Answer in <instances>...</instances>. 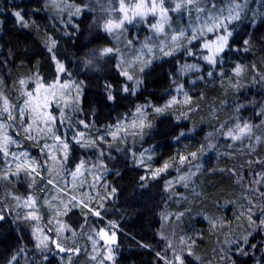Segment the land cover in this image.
<instances>
[{
    "label": "trees",
    "instance_id": "16d2710c",
    "mask_svg": "<svg viewBox=\"0 0 264 264\" xmlns=\"http://www.w3.org/2000/svg\"><path fill=\"white\" fill-rule=\"evenodd\" d=\"M82 1L66 0L70 6ZM215 2L220 6L227 0ZM17 11L28 26L18 23ZM80 14L58 13L50 0H0V87L4 96L12 99L19 94L20 100V94L33 90L37 82L53 85L67 73L83 89L78 114L71 115L70 106L61 119L69 124L59 125L66 127L69 145L63 166L52 175L46 176L38 168L31 176L18 173L0 180V214L5 215L0 221V264H7L22 246H33V221L23 219L27 217L23 207L28 198L40 204L42 192L69 180L78 165H82L80 171L95 165L88 188L94 189L96 199L87 205L76 196H66L58 218L63 234L57 236V242L73 251L54 249L48 261L40 251L43 264H94L90 256L94 247L88 235L99 238L95 248L101 264H166L157 255L163 248L158 233L164 209L182 213L179 236L191 246L181 256L184 264H264V225L260 224L264 220V177L259 175L264 173V164L257 163L264 161V0H247L242 19L229 25L233 33L230 50L221 53L215 65L203 59L207 51L199 38L186 47L193 55L182 48L175 56L152 62L138 78V87L133 89L129 84V92L123 91L127 84L118 71L105 64L93 71L83 64L88 54L100 53L111 42L97 33L89 13ZM57 61L65 72L58 73ZM188 62L200 70L181 76L178 101L169 107L165 99L180 83L171 82V75ZM237 65L241 66L239 73ZM137 106H146L141 143L152 152L150 169L123 152L113 163L99 161L95 152V157L89 158L93 148L73 139L87 132L89 125L99 130ZM156 108L164 111L156 112ZM245 122L252 126L248 135L240 140L226 135L236 124ZM23 127L11 129L13 139L19 133L18 142L41 163L43 142L36 134L24 133ZM214 135V145L207 147ZM192 153L196 154L194 159ZM182 156L187 158L186 164L195 162L198 168L193 180L181 188L177 203L167 187L171 175L167 171V178L165 172L149 173L165 163H178ZM4 161L0 154V164ZM110 254L111 260L107 258Z\"/></svg>",
    "mask_w": 264,
    "mask_h": 264
},
{
    "label": "rangeland",
    "instance_id": "374dc122",
    "mask_svg": "<svg viewBox=\"0 0 264 264\" xmlns=\"http://www.w3.org/2000/svg\"><path fill=\"white\" fill-rule=\"evenodd\" d=\"M50 2L53 9L58 11V13L60 10H64L68 15L81 17L80 13L85 11L91 15L90 18L93 23L96 24L95 29L97 30V33L105 35L111 42L110 45L106 46L105 48H113L114 52L108 55H101L102 50L100 53L91 52L86 56L83 64L91 66L93 71L96 70L95 68L97 65L105 64V66L107 65L108 67L118 71L122 76H124L122 72L127 71L128 75L133 76V79L128 80L127 77L124 76L127 84L126 86L129 88L131 85V88L133 89H135L137 86L136 81L139 80L138 78H141L143 71H145L152 64V62L177 55L179 52H181L182 48H186L193 41L199 38H203L199 39V43L202 48L205 43L211 46V50L205 49L207 51L205 56L210 55L211 51L214 50L215 47L214 41L216 35L219 34L218 32H208L207 28L212 27L211 22L205 24L204 21L206 18L204 15L199 14L200 18L198 19V14L194 11L191 15H189L187 11H170L168 14L169 22L165 25V31L162 34H154L153 30L149 27V25L155 24L159 20V17H153L151 15L146 18L147 22L136 20L131 24L125 23L123 29H117L110 33L105 31L104 24L110 19L118 21L122 17V13L118 11L120 7L119 0H83L82 4L77 6L68 5L66 0H50ZM125 2L127 3V0H125ZM236 2L244 3V0ZM226 5L227 3H224L220 5V7H224ZM165 6L171 8L174 7V4L171 2V0H168ZM77 8L81 9L79 13L76 11ZM225 15H227V13H225ZM180 30L185 32V37L181 38V40L177 42V44L180 46V50L175 52V54L172 56L162 55V53L159 51L158 45L163 43L165 46V51L170 50L173 43L171 41V37L172 35L177 34ZM193 30H197L195 32L197 39L195 40L191 39ZM129 40L132 41L131 45L128 44ZM189 41H191V43H189ZM145 43L153 46V51L151 53H148L147 51L142 52V46ZM137 57H140V59L138 60ZM149 60H151V63L144 67V70L141 71V67ZM186 65H195V68H186L184 67ZM199 70L200 67L192 62H188L182 67L180 64L175 75H171L170 81L173 82L175 80L177 83H179L178 81L181 80V76L192 74L198 72ZM67 74L69 76L67 75V77L65 76L60 80L57 79V81L54 82L50 88L49 85H44V89H47V91L41 89V96H47L48 100L51 101L49 107L45 111L49 112L51 116L59 119V122L56 120L55 122L50 121L47 126L40 124L39 128L42 130H37V127L34 125L30 134V136H34V134H36L43 142L42 150L44 151L45 156L41 157V163H37L35 158L30 155L29 150L22 147L19 141V147L17 145H10L9 151L16 153L17 156H19L21 152H24L27 155L24 157L23 161L14 160L11 156L6 158L4 157L5 161L2 163V165L0 164V180H5L4 177L6 174L8 177H10V175L13 173H29V176H31L30 168H35L36 172L39 170L38 168H42L46 176L47 174L52 175L59 167L63 166L64 161L62 162V160L65 156V150L63 149V145L57 141L56 137H60L61 140H65L66 134H64V132H67V129L66 127L60 128V126L61 124L68 125L69 122L64 120L61 122V119L63 118L62 115L66 110H68V108L71 107L73 108L70 112L71 115L78 114L77 112L79 111V102L83 92L82 85L75 82V77L69 73ZM179 85H181V81L178 86ZM35 88L36 85L34 86V89ZM169 94L170 95L165 100L170 107L173 103L178 101L177 88L174 87L173 91ZM18 95L19 94H14L12 99L7 98L4 96L0 87V111H2L4 107V99L6 98L9 102L12 115L18 116V112L15 110L14 106H22L23 100L26 98L25 95L21 93L20 95H23V97L20 100H17ZM173 98H175L174 102L169 103L170 101H173ZM137 107L133 108V110H131L128 114L117 118L108 126H103L99 130H94L91 129V126L89 125V130H87V132L84 131L83 136H75L76 140H79V143L83 147L93 148L91 149L92 153L90 152V154H88L89 158L95 157V152L99 161H109V163H113L115 158H117V155L123 152L128 156L131 155L135 162L137 161V163L142 164L146 169H150L152 165V152L144 148L143 144L141 143L144 135L143 131L146 127V115L144 109H142V115L137 114ZM4 115L6 116L7 114L5 113ZM31 120L32 118L26 113L23 126L26 127L28 123H31ZM141 122H143L145 125L142 131L140 130ZM0 123H6L8 125L7 131L11 136V129H17L21 126V120L19 118L16 119L15 124H13L12 121H4L3 118L0 117ZM117 125L120 126L119 134L114 138L112 133L118 131ZM71 129L73 131V128ZM100 137H103V139H100ZM214 138L215 135L207 143V147L214 145ZM93 141L95 142L94 145ZM18 163H24V170H20L17 173ZM169 165L170 167L164 171L166 174L164 178L169 176L166 173L167 171L171 175L167 180V187L170 189V197L174 198V200H176L178 203L181 200V188H185L189 181L193 180V174L197 170L198 165L195 162L189 164L184 162L181 164L180 161L178 163ZM94 166L95 165L88 166L87 168L82 169L85 172L79 171L75 176L72 175L69 180H61L60 182L62 183L48 187L46 190L47 192H42L43 196L40 204L33 199L34 204H32L31 207L26 205L23 207L27 216L29 213H32V215L38 217V219L31 220L33 221V236H31L34 241L31 242L33 246H22L20 249H23V252H20L19 249L16 255H14L16 256L17 260L13 261L11 258L7 264H43V255L40 254V251H43V254L46 255L44 260L48 261L55 253V250L60 251V248H64L57 242V236L63 234V230L60 228L58 219L62 213V205L67 201L66 196H76L80 203H86L87 205L92 199H96L93 194L94 189L88 188L90 185L88 180L92 181L96 173L94 172ZM159 169H152V172L150 170L149 175L155 176L156 171ZM181 177L190 178L181 180ZM42 184L43 187L46 186L45 183ZM96 212L98 211H93L94 214ZM160 216L161 229L159 230L158 235L163 240V248L162 251L158 252L160 254L159 257H163L167 264H179V261L175 259L176 255L182 256L184 252L190 251L191 248L190 245L184 243V238L179 236L178 228L180 227L183 220L182 213L175 210L164 209L162 210ZM42 218H45L44 221L45 223L47 222V225L42 221ZM48 225L51 227V229ZM77 236L79 237V234L76 235V237ZM37 237H39V239H37ZM45 237H48L46 241L47 247H37L39 240H43ZM98 239V237L93 238L91 235L87 236L90 246L92 248L94 247V250L90 255L94 264H101L102 261V257L99 255V250L95 248L98 244ZM71 241L78 243L73 239H71ZM57 244L60 245V248L56 246ZM46 250L49 251V255L46 253Z\"/></svg>",
    "mask_w": 264,
    "mask_h": 264
},
{
    "label": "snow or ice",
    "instance_id": "6c2138e0",
    "mask_svg": "<svg viewBox=\"0 0 264 264\" xmlns=\"http://www.w3.org/2000/svg\"><path fill=\"white\" fill-rule=\"evenodd\" d=\"M168 2V0H127V3L125 0H119L120 7L118 11L122 13V17L118 21L114 20H108L104 24V29L107 32H114L117 29H123V26L125 23H133V21L139 20L142 22H147L146 18L151 15L153 17H159V20L155 24L149 25V27L153 30L154 34H162L165 31V25L168 24L169 22V12H181V11H187L189 15L192 14V12H196L197 18H200L199 14H203L205 19V24L208 22H211L212 27H208L207 31L208 32H218L220 34L216 35L215 41H214V50L211 51V54L208 56H204L203 59L206 60L209 64L215 65L217 62V58L220 57L221 53H224L226 49L230 50V45H229V39L232 37L233 33L232 31H229V25L233 21H239L242 19L241 13L246 6L247 0H244V3H237L236 0H227V5L224 7H220L216 4L215 0H171V2L174 4V7H166L165 4ZM203 5V6H202ZM77 13L81 11V9L77 8ZM227 13V15H225ZM15 17L17 18L18 23L28 26L27 22L25 21L24 17L21 15L19 11L14 13ZM197 30H193V35H192V40L197 39V35L195 34ZM202 34V33H201ZM185 37V32L183 30L178 31L177 34L172 35L171 41L172 47L170 50L165 51V46L163 43H160L158 45L159 51L162 53L164 56H172L175 54V52L180 50V46L177 44L178 41L181 40V38ZM53 42V46H54ZM191 43V41H189ZM249 43L248 40L244 41V44L247 45ZM128 44L131 45L132 41L129 40ZM204 49H210L211 46L207 43L203 45ZM187 55H193V53L188 50L187 48L184 49ZM247 50V49H245ZM147 51L148 53H151L153 51V46H151L148 43H145L142 46V52ZM49 52H52V48H49ZM114 49L113 48H104L101 52V55H108L110 53H113ZM55 59V57H53ZM139 60L140 57H137ZM57 63V71L58 73H63L65 72L64 65L61 64L59 61ZM151 63V60L147 61L144 63V65L141 67V71L144 70V67H146L148 64ZM119 66V65H118ZM186 68H195V65H186L184 66ZM235 71L239 73L241 71V66L237 65ZM122 74L127 77L128 80H132L133 76L128 75L127 71H123ZM209 76L212 75L211 72L208 73ZM21 84H24V81H20ZM137 87L140 84V81H136ZM52 87L49 85V88ZM109 88L111 87L110 85L108 86ZM183 88V85H179L177 87V91L179 92ZM41 89H44V85L40 82H37L36 88L31 90V91H26L24 93L25 99L23 100V105H16L14 106L15 110L18 112V116H13L12 111L10 110L9 107V102L5 98L4 99V107L2 111H0V117L3 118L4 121H12L13 124H15L16 119L21 120V126L23 127L24 123V117L25 114L27 113L28 116L32 118L31 123H28L26 127H23V132L26 134H31L34 125L37 127V130H42L39 128L40 124H44L47 126V124L51 122H55L57 119L56 117L51 116V114L47 111H45L51 101L48 100L47 96H41ZM44 91H47V89H44ZM123 91L129 92V88L125 86L123 88ZM134 94V90H133ZM110 100L113 99L111 95L108 97ZM175 98H173V101H170L169 103L174 102ZM143 107L146 106H138L136 109L137 114L142 115V109ZM167 107V106H166ZM156 112H162L164 111L163 108H156ZM7 114L6 116L4 114ZM64 119H67V117H64ZM63 122V120L61 121ZM79 123L83 124V121H79ZM145 125L143 122H141L140 125V130H143V127ZM148 127H151V125H147ZM85 127H88V125H85ZM8 125L6 123H0V154L3 155V157H8L11 156L14 160L17 161H23L24 157H26V153L21 152L19 156H17L16 153L10 152L9 151V146L10 145H17L18 144V139H19V133H17V138L13 139V136L8 134L7 131ZM119 128L120 126L117 125V132L112 133L113 137L115 138L116 135L119 134ZM252 126L245 122L243 125L241 124H236L235 129H229L226 135L230 137L233 140H240L242 137L245 135H248L251 132ZM235 133V134H234ZM135 134V133H133ZM80 136H83V133L79 134ZM183 135V133H181ZM57 141H59L63 145V149L65 150V156L64 159H67V149L69 147L68 143L66 140H61L60 137H56ZM73 139H76L73 137ZM100 139H103V137H100ZM77 143H79V140H76ZM95 142L93 141V145ZM211 147V145H210ZM192 158L194 159L196 157L195 153H192ZM187 158L186 157H181L180 162L183 164ZM257 163H262L264 164V161H257ZM82 165H78L76 172H73L72 175L75 176L81 168ZM170 167L168 163H165L162 168L157 170L156 174H159L160 172H164ZM30 168V166H29ZM20 170H24V163H18L17 165V173ZM32 172L36 171L35 168H30ZM16 173H13L12 175H15ZM262 177H264V173H260ZM5 179L8 178L7 174L4 177ZM190 177H181V180L189 179ZM143 179V178H142ZM261 181H256V183H260ZM171 183V182H169ZM34 204V201L32 200L31 197L28 198V200L25 202V205L28 207H31V205ZM87 207V205H85ZM264 214V213H262ZM95 215H99V212H96ZM5 219L4 214H0V221ZM19 219V218H18ZM23 219L25 220H35L38 219V217L32 215V213H29L27 217H24ZM261 225H264V220L260 221ZM39 239V237H37ZM48 237H45L43 240H39V244L37 247H47V241ZM111 239L114 241L115 240V233L112 234ZM246 243V241H244ZM58 248H60V245H56ZM61 252H72V249H64L60 248ZM242 251V250H241ZM20 252H23V249H20ZM247 254V253H243ZM159 256L160 254L157 253ZM191 255V253H189ZM109 260H111L113 257L110 254L107 257ZM163 259V257H161ZM175 259L179 261V264H184L183 259L181 256L176 255ZM12 260H16V256L12 257ZM167 264V262H166Z\"/></svg>",
    "mask_w": 264,
    "mask_h": 264
}]
</instances>
